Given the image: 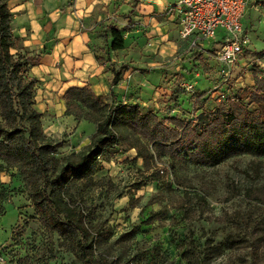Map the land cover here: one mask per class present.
I'll use <instances>...</instances> for the list:
<instances>
[{"label":"rangeland","instance_id":"374dc122","mask_svg":"<svg viewBox=\"0 0 264 264\" xmlns=\"http://www.w3.org/2000/svg\"><path fill=\"white\" fill-rule=\"evenodd\" d=\"M163 1L164 5H169L168 9L176 2ZM257 8L246 13L242 20L248 45L231 74L233 90L247 87L254 71L264 76V1L260 0ZM169 12L170 18L164 23L167 26L171 23L175 35L176 19L174 13ZM123 29L126 31L129 27ZM222 35L223 31L218 29L214 41H201L200 44L205 50L219 49L221 44L217 42ZM144 37L145 50H152L148 45L154 43L155 36L147 32ZM156 38L160 47L166 45L158 43ZM167 44L170 55L165 58L167 50L161 53L164 58L160 59L162 56L157 53L151 62L154 64L151 71L133 76L131 84L137 81L141 86V91L134 96L139 97L140 104L146 103L143 113L153 110L160 119L174 116L190 122L199 110L212 109L223 90H229V85L222 84L223 79L213 65L214 58L209 63L215 68L209 69L210 64L204 56L210 57V54L202 53L200 58H193L191 55L198 49L189 50L190 41L178 39ZM128 58L134 61L132 67L145 70L150 67L135 53ZM234 74L244 77L243 82H234ZM183 83L192 85L193 91L184 92ZM157 90L161 92L152 100ZM176 90L183 91L178 97V101L183 102L178 107L173 102ZM192 93H205L206 103L200 106L198 100L193 105L195 96L189 98ZM72 121L76 120L68 118L66 123L59 121L54 127L46 120L43 122L46 134L63 143L58 151L59 158L80 151L96 128L94 123L87 122L83 124L87 127L83 132ZM134 157L132 150L123 156L116 155L108 163H101L100 173L95 178L98 187L84 195L83 207L95 209L94 221L110 233L107 241L98 247V253L117 264H196L191 259L193 249L183 256L189 248V238L198 244L210 239L215 245L244 238L240 246L224 249L210 264H264V230L259 249L255 250L253 243L254 229H264V207L248 203L244 197L246 189L264 184V170L259 179L254 178L252 158L241 156L216 167L186 162L173 171L167 159L144 170L142 161L134 162ZM255 162H260L264 169L263 160ZM138 183L144 185L137 190ZM22 184L15 170L0 173V264H69L73 259L71 252L58 236L42 230ZM74 191L72 195L80 203ZM198 197H202L203 202Z\"/></svg>","mask_w":264,"mask_h":264},{"label":"trees","instance_id":"16d2710c","mask_svg":"<svg viewBox=\"0 0 264 264\" xmlns=\"http://www.w3.org/2000/svg\"><path fill=\"white\" fill-rule=\"evenodd\" d=\"M134 5L126 15L128 18L135 13ZM124 32L116 25H107L101 31L105 45L90 47L99 65L110 66L112 85L120 81L127 68L116 70L111 65V54L125 49ZM205 51L213 55L216 49ZM202 53L194 51L191 56L200 58ZM204 57L210 64L211 58ZM39 62L40 57L14 35L8 0H0V173L17 172L42 230L58 236L71 252L73 259L69 264H117L98 253V247L110 233L94 221L95 209L88 210L81 204L85 193L99 185L95 178L100 173V164L110 162L116 155L133 150L134 162L141 160L144 170L167 159L173 171L186 162L216 167L247 156L254 160L251 164L254 178L259 179L263 173L261 163L255 161H264V76L256 71L251 74L253 86L233 90L232 81H228L229 90H223L224 96L219 97L218 103L212 109L199 110L190 122L174 116L160 119L153 110L143 113L140 104L115 97L105 103L89 86L71 88L62 97L65 115L94 123L96 128L80 151L59 158L63 143L46 134L43 115L35 103L39 80L32 76L31 69ZM213 65L218 69L216 63ZM213 65L209 69L213 70ZM183 91L176 90L175 107L181 106L183 101L179 102L178 97ZM203 94L190 95V99L195 96L193 105L198 100L200 106L206 103ZM143 185L138 183L135 189ZM73 189L80 203L72 195ZM244 197L248 203L264 207V184L246 189ZM263 230L254 229L255 250L262 242ZM188 241L189 248L183 256L190 254L191 248V259L196 264H210L224 249L240 246L245 239H229L220 245L210 239L203 244L192 238Z\"/></svg>","mask_w":264,"mask_h":264},{"label":"crops","instance_id":"0c3cea01","mask_svg":"<svg viewBox=\"0 0 264 264\" xmlns=\"http://www.w3.org/2000/svg\"><path fill=\"white\" fill-rule=\"evenodd\" d=\"M259 1L247 0L244 16L254 8L257 10ZM164 4L163 0H8V8L13 16L14 35L22 39L24 47L40 57L39 64L31 69V74L39 80L35 103L43 115V122L46 120L54 127L55 123L61 121L64 124L68 118H72L65 115L62 100L63 95L71 88L89 86L105 103H110L112 97H115L119 101L140 104L141 100L134 94L141 91V86L137 81L131 84L133 76L151 71L154 66L151 62L153 58L156 59V54L161 57V53L169 50L165 53L166 58L171 54L168 41L180 39L178 33L173 35L171 23L170 26L164 23L170 18L167 8L169 5ZM133 5L136 7L135 13L128 18L126 15ZM129 20L131 24L128 23ZM107 25L129 27L123 36L125 49L111 54V65L116 70L127 66L116 85L111 84L113 77L109 66L99 65L90 49L91 46L105 45L101 31ZM173 27L177 30L176 25ZM147 32L155 36L154 43L148 45L152 47L149 51L144 48V33ZM156 37L158 43L164 42L166 45L160 47L156 44ZM106 41L109 43L110 38ZM184 41L189 42V39ZM157 50L159 51L156 52ZM131 53L141 56L149 64V69L132 67L134 61L128 58ZM163 58L164 56L160 59ZM178 69L179 67L176 68ZM184 69L188 70L186 65ZM243 79L244 77H235L234 74V82H243ZM252 85L251 79L247 86ZM160 92L161 90L155 91L152 100ZM140 105L143 107L146 103L142 102ZM72 122L77 124V128L83 129V132L87 128L83 125L87 122Z\"/></svg>","mask_w":264,"mask_h":264},{"label":"built area","instance_id":"2783aa9c","mask_svg":"<svg viewBox=\"0 0 264 264\" xmlns=\"http://www.w3.org/2000/svg\"><path fill=\"white\" fill-rule=\"evenodd\" d=\"M247 9V0H177L169 9L176 19L177 33L181 40L190 41L189 50L198 49L209 54L201 41H214L218 29L223 31L221 44L214 58L218 74L227 84L237 66L239 56L248 45L242 20ZM217 42V43H218ZM219 78V79H221ZM185 91H193L187 83L181 85ZM223 93L220 97H223ZM162 172V171H161Z\"/></svg>","mask_w":264,"mask_h":264}]
</instances>
